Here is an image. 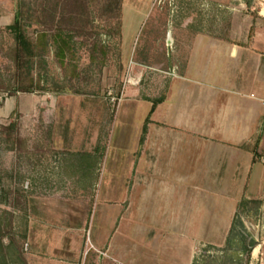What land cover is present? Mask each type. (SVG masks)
<instances>
[{
  "label": "rangeland",
  "instance_id": "1",
  "mask_svg": "<svg viewBox=\"0 0 264 264\" xmlns=\"http://www.w3.org/2000/svg\"><path fill=\"white\" fill-rule=\"evenodd\" d=\"M217 1L211 0V6L218 5ZM259 1L238 0L242 5L238 10L244 8L253 15L257 6H264V0ZM197 2L122 0L120 18H116L104 12L105 0H90L86 8L91 26L76 37L75 52L68 53L64 64L53 47L45 54L48 89L0 94V131L1 126L15 122L19 135L10 150L0 132V217L8 233L3 242L14 237L27 264H260L253 259L252 249L238 262L227 244L206 243L212 224L220 221L204 216L215 206L205 193L211 188L205 174L214 173L207 169L217 160L215 141L190 145L192 153L187 156L178 149L164 154L163 160L158 158L168 164L171 171L166 172L175 180L187 174L193 178L192 199L205 198L204 204L188 203L180 186L171 196L164 193L157 186L155 170L144 172L142 158L138 163L153 99L170 85L174 88L168 110L162 107L152 114L156 119L159 111L172 118L186 99L194 105L204 89V105L208 96L214 100L211 118L215 120L230 89L238 90V60L230 59L222 49L228 44L209 45V28L186 21ZM18 3L0 0V39L6 40L5 47L12 39L3 28L12 21ZM79 4L66 0L60 10H73L76 15ZM227 19V27L216 24L210 28L212 33L228 40L245 37L249 20ZM62 20L66 29L80 24L76 18ZM36 30L42 27H28L34 37ZM258 36L256 48L262 51L264 29ZM2 52L0 68L8 64ZM174 63H189V69L173 70ZM63 86L66 91H57ZM178 87L183 93L192 91L190 97ZM198 122L193 121L204 125ZM168 125L171 132L175 124ZM205 125L213 131L216 123ZM232 152L227 151V158ZM258 219L237 218L236 231L230 236L238 234L240 222L257 236L264 223V218H260L262 223ZM5 222L10 223L8 229ZM25 223L27 237L19 238ZM250 238L246 237L248 243ZM263 238L264 231L259 240Z\"/></svg>",
  "mask_w": 264,
  "mask_h": 264
},
{
  "label": "crops",
  "instance_id": "2",
  "mask_svg": "<svg viewBox=\"0 0 264 264\" xmlns=\"http://www.w3.org/2000/svg\"><path fill=\"white\" fill-rule=\"evenodd\" d=\"M251 1L252 4L260 3L259 0ZM195 2L197 3H194L186 21L189 22L188 25L197 22L198 26L209 28V33L206 36L209 45L212 42L228 44L223 46L222 49L228 53L230 59L238 60V90L230 89L220 118L212 120L211 104L214 103V100L211 99L212 95L210 98L208 96V104L204 105L205 91L203 89L200 90V95L198 94L195 98L198 101H193L194 105H190L192 104L190 100H184L185 103L179 107L182 110L175 112V116L173 115L172 118L168 119V115H164L160 111L163 110L162 107L166 109L170 105L168 101L172 96L174 84L170 85L166 89L164 100L158 103L153 112L154 115L160 110L157 113V115L159 114L158 118L156 119L151 115L145 140L139 144L138 163L140 164L142 158L141 169L146 165L144 172L155 170L157 186L162 187L164 193L171 196L175 193L174 189L180 186L185 192L188 203L199 202L204 204L206 202L205 198H199L197 201L192 199L194 191L190 189L195 186L193 178L190 180L187 174L186 178L175 180L174 175L166 172L171 171L167 167L168 164L160 163L158 158L163 160L164 154L173 153V150L178 149L179 154L182 153L181 155L187 156L192 153L190 145L209 140L211 142L215 141V157L217 160L207 169L209 172L213 171L214 173L205 174L208 184L204 180L202 181L207 187H211L209 190H205V193L210 198L209 202L211 201L215 206L209 208V213L204 216L220 221L212 224L211 232L207 233L209 236L205 239L206 243L219 246L227 244L230 251H232L233 260L241 262L246 254V249L254 242L252 257L254 260L260 261V264H264V238L262 241L259 240L260 233L264 231V223L262 225L263 229H258L257 236L251 234L249 228L244 227L241 222L238 223V234H235L233 238L230 236L234 233V230L236 231L235 220L237 218L241 220L259 218V222H261V217L264 218V214H262L264 213L262 212L264 208V50L261 51L256 48V43L259 42L258 33L264 29V6H257L256 13L252 15L244 8L238 10L239 7H242L238 4V0H218L215 2L218 5L214 7L211 6V0H195ZM229 16L232 20L236 18L239 23H243L244 19L249 20L248 26L243 25L247 28L245 37L228 40L227 37L212 33L210 28L215 27L216 24L227 27V17ZM253 24L255 25L256 35L249 40L248 27ZM181 67H183V70H187L189 69V63H174L173 70ZM175 76L179 78L178 74ZM181 88L178 87V91L183 93ZM187 91L189 98V92L192 91ZM167 110L168 108L165 112ZM196 119L204 125L196 126L193 123ZM212 121L216 125L214 130L210 131V127H206L205 124L210 126ZM168 123L175 124L171 132L167 130ZM229 149L233 151V155L230 153V157L227 158ZM138 163L136 166H138ZM207 180L205 181L207 182ZM228 187L230 189H227ZM202 209L205 210L206 208L203 207ZM211 209L215 212L214 215H211ZM208 214L210 215L208 216ZM257 224L260 227V223ZM249 235L251 237L249 239L250 243L246 239ZM193 246L191 250H193ZM191 252L190 259L194 263L195 256Z\"/></svg>",
  "mask_w": 264,
  "mask_h": 264
},
{
  "label": "trees",
  "instance_id": "3",
  "mask_svg": "<svg viewBox=\"0 0 264 264\" xmlns=\"http://www.w3.org/2000/svg\"><path fill=\"white\" fill-rule=\"evenodd\" d=\"M66 0H19L17 10L12 21L6 25L5 30L12 40H8L7 46H4L6 40L0 39V49L3 51V56L7 59L8 64L0 68V94L18 92L32 93L35 91H44L48 89L47 83L49 81L46 72L45 54L50 47H53L55 54L61 64L65 63L68 53L75 52L76 37L85 34V28L90 29L91 19L90 13L87 12V3L90 0L78 1V14L75 11L60 10V7ZM106 14L109 13L112 17L120 18L122 9V0H105ZM251 0H248L250 2ZM49 6L51 7L48 10ZM87 7V8H86ZM0 12H2L0 8ZM67 13V14H66ZM256 13V12H255ZM69 19L72 22L73 18L79 19L80 24L75 29H66L63 27L62 19ZM86 22V23H85ZM32 24H38L42 30H36V36L29 34L28 27ZM121 22H118L120 26ZM1 29V33L3 31ZM255 32V25L250 26L248 33L249 40L253 39ZM88 39V37H86ZM5 40V42H4ZM96 47L97 44L93 43ZM93 46V48H95ZM39 67V72L35 71ZM57 91H66L64 86ZM165 93L153 99V105L146 117L143 126V134L140 142L145 140V135L148 130V124L151 121V115L155 111L159 102L164 100ZM1 134L4 135V141L7 142V148L13 150L15 148V141L18 140L17 123L11 122L9 125L1 126ZM98 151V150H96ZM6 193H3L5 199ZM25 217L27 215L24 207ZM4 219H7L4 217ZM3 217H0V264H27L22 256L20 244L14 237H11L7 244H4L3 237L8 233L3 228ZM10 223L5 222L8 229ZM27 223L22 233L18 234L20 238L27 237ZM18 240V239H17ZM19 241V240H18ZM246 250L251 253L254 242L250 244Z\"/></svg>",
  "mask_w": 264,
  "mask_h": 264
},
{
  "label": "built area",
  "instance_id": "4",
  "mask_svg": "<svg viewBox=\"0 0 264 264\" xmlns=\"http://www.w3.org/2000/svg\"><path fill=\"white\" fill-rule=\"evenodd\" d=\"M131 79H129V81H130Z\"/></svg>",
  "mask_w": 264,
  "mask_h": 264
}]
</instances>
